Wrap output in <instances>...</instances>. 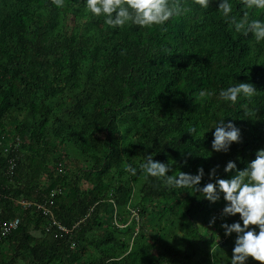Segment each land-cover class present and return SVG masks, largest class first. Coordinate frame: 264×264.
Segmentation results:
<instances>
[{
    "label": "trees",
    "instance_id": "1",
    "mask_svg": "<svg viewBox=\"0 0 264 264\" xmlns=\"http://www.w3.org/2000/svg\"><path fill=\"white\" fill-rule=\"evenodd\" d=\"M181 2L161 29L111 28L83 0H0V224L19 219L0 264H228L235 233L221 224L239 214L139 165L151 154L181 179L203 166L201 185L216 165L231 175L230 159L244 168L264 147V41L236 33L218 0ZM240 81L255 94L224 102ZM220 116L242 134L227 153L211 149Z\"/></svg>",
    "mask_w": 264,
    "mask_h": 264
},
{
    "label": "clouds",
    "instance_id": "2",
    "mask_svg": "<svg viewBox=\"0 0 264 264\" xmlns=\"http://www.w3.org/2000/svg\"><path fill=\"white\" fill-rule=\"evenodd\" d=\"M211 0H192L201 9H208ZM57 7H62L64 0H53ZM85 8L92 17H103L104 23L111 28H122L126 25L139 28L160 26L163 29L171 18L181 16L188 8L181 0H83ZM241 15L239 19L233 14L231 0H218L217 9L221 17L236 33L248 36L251 33L257 43L264 41V19L253 18L258 10H264V0H239ZM264 14V13H262ZM256 88L252 83L240 81L219 91V97L230 104H236L238 98H251ZM201 96L204 92L200 93ZM226 116H220L209 126L212 131L211 149L215 152L227 153L231 145L242 141L241 129L232 121H225ZM219 165L209 170V182L201 185L204 176L203 166L198 167L196 174L182 173L183 179L167 175L168 163L153 159L149 154L139 165L144 178L163 179L166 186L195 187L198 198L217 202L221 198L224 206L222 217L236 216L231 223L224 221L221 227L224 234L235 233L232 255L228 264H248L251 258L264 264V147L257 148L255 157L246 162L242 169L237 167L235 160H228L224 166L226 177L217 175ZM132 175L137 174V168L128 165L126 169ZM215 217L209 221L213 223Z\"/></svg>",
    "mask_w": 264,
    "mask_h": 264
},
{
    "label": "built area",
    "instance_id": "3",
    "mask_svg": "<svg viewBox=\"0 0 264 264\" xmlns=\"http://www.w3.org/2000/svg\"><path fill=\"white\" fill-rule=\"evenodd\" d=\"M10 164H11V165L9 166V168L12 169L14 163H10ZM58 169H59V168H58ZM20 202H21L22 204H24V205H25V204H28V202H26L25 200H20ZM29 204H30V203H29ZM37 207H38V208H41V209L44 211V213H47V212H48L47 208H46L44 205H42V204H37ZM18 223H19V219H18L17 217H14V218H12V219H10V220H7V221L2 222V223L0 224V237L5 236L6 234H8V233H10L12 230H14V229L17 227ZM60 228H61L62 230H64V231H68L67 229H65V228L62 227V226H60Z\"/></svg>",
    "mask_w": 264,
    "mask_h": 264
},
{
    "label": "rangeland",
    "instance_id": "4",
    "mask_svg": "<svg viewBox=\"0 0 264 264\" xmlns=\"http://www.w3.org/2000/svg\"><path fill=\"white\" fill-rule=\"evenodd\" d=\"M130 213H131V215H130L131 217H132V216L134 217V216L136 215V212L133 211V210H131ZM118 225L121 226V224H118Z\"/></svg>",
    "mask_w": 264,
    "mask_h": 264
}]
</instances>
